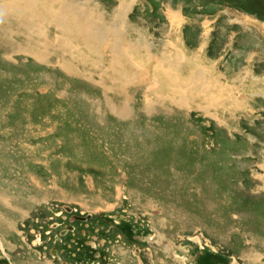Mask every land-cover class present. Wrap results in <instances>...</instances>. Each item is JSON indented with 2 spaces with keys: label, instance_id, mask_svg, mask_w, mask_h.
Instances as JSON below:
<instances>
[{
  "label": "rangeland",
  "instance_id": "1",
  "mask_svg": "<svg viewBox=\"0 0 264 264\" xmlns=\"http://www.w3.org/2000/svg\"><path fill=\"white\" fill-rule=\"evenodd\" d=\"M0 264H264V0H0Z\"/></svg>",
  "mask_w": 264,
  "mask_h": 264
},
{
  "label": "bare ground",
  "instance_id": "2",
  "mask_svg": "<svg viewBox=\"0 0 264 264\" xmlns=\"http://www.w3.org/2000/svg\"><path fill=\"white\" fill-rule=\"evenodd\" d=\"M49 1V0H48ZM57 1V0H56ZM40 3H42V2H40ZM47 3V2H46ZM51 5V4H50ZM51 7V6H50ZM63 9V8H62ZM51 16V15H50ZM52 16H53V14H52ZM60 23V22H59ZM60 26V25H59ZM65 27V26H64ZM70 29V28H69Z\"/></svg>",
  "mask_w": 264,
  "mask_h": 264
}]
</instances>
